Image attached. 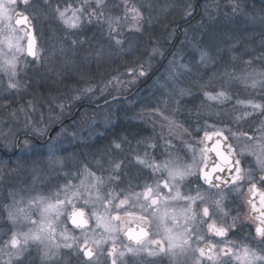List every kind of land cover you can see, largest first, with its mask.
<instances>
[{"label":"snow or ice","instance_id":"obj_1","mask_svg":"<svg viewBox=\"0 0 264 264\" xmlns=\"http://www.w3.org/2000/svg\"><path fill=\"white\" fill-rule=\"evenodd\" d=\"M22 3L25 10L29 11L28 15L17 11L18 0H0V22L7 21L5 27L0 28V73L8 77L3 88L4 93L14 94L17 100L24 94H29L31 98L17 103L15 107L13 101L4 99L0 103V112L4 113L0 121L10 119L19 122L22 116L24 129H31L35 135H44L48 131V123L55 122L51 116L53 109L50 104L59 97L51 93L45 96L35 90L28 93L30 85L20 78L19 73L26 71L31 64L37 81L46 79L44 73L52 72L50 59L58 54L64 56L67 46L64 37L50 38L53 41L51 50L47 56L43 55L45 49L40 43L41 36L37 34L32 22L41 17L47 19L48 14L39 6H34L32 0H22ZM90 3L91 0H82L80 7H73L69 3L63 8L59 4L51 8L49 0H43V4L55 13L56 18L69 32L81 29L85 20L91 24L95 19L107 25L110 46L118 50L115 54L121 57L125 71L115 70L116 75L101 81L103 86L99 90L101 95L109 87L114 88L117 93L126 91L128 86L136 84L139 78L146 76L147 68L151 67L150 60L136 62L141 59L137 55L138 41L128 42L127 47H124L126 41L122 38L125 27L131 33H144L145 16L141 10L142 6H137L131 0H122L123 17H112L105 16L103 11H97L104 7L105 0H95L96 9L87 11L86 6ZM238 8L239 4L233 0L232 12L236 13ZM194 10V4L188 0L181 11L184 16L191 17ZM13 20L19 28L13 26ZM147 23H152L151 17L147 18ZM5 30L7 35L3 34ZM65 36L70 39L73 49L86 43L84 37L74 39L68 37L67 32ZM5 47L7 52L4 51ZM193 47L197 45L194 44ZM145 51L150 58L165 55L158 38H154L150 49L146 47ZM216 51L222 49L218 48ZM198 52L199 60L195 65L172 60L169 65L175 64L184 72H192L196 65L207 66L215 62L207 47H199ZM86 55L95 56L99 66L105 57L104 46L101 45ZM111 55L109 52V62ZM124 55L132 59L123 60ZM29 57L32 58L31 61L28 60ZM233 59L237 57L234 56ZM255 59H264V53L244 63L251 66ZM69 64L71 61L65 58L64 67ZM77 74L81 79H91L85 72L78 71ZM55 75L56 80L60 81L62 72L58 69ZM178 75L179 73L169 72L173 90L168 95L175 104L170 114L165 115L159 104L155 108L142 110L148 117L154 118V122L155 118L163 121L162 127L167 128L169 137L165 139L163 134L160 136L165 142L164 159L157 160L147 150L143 155L137 153L134 156L138 165L151 171V180H145L139 191L133 189L130 181L127 190L115 192L108 186L120 181L119 173L123 161L110 158V172L107 177L97 175L87 164H83L75 173L79 179L78 184L68 181L48 196L37 195L29 198L23 207L21 205L24 204V196L10 188L7 194L8 202L0 204L5 222L9 225V230L5 233L7 239L0 242V264H22L30 255V245L37 247L41 264H51L61 247L75 249L83 258V264H99L101 255L106 256L110 264H125L126 256L136 261L141 254L146 258L166 257L168 264H264V97L261 101H257L254 96L246 100L237 98L230 109L222 107L233 99V94L228 90L233 81H240L246 87L250 81L251 88L259 87L264 90V70L253 69L241 74L225 71L220 74L223 83L219 90L213 87L211 77L203 83L193 82L198 85L202 96L196 111L198 117L202 115V110H207L210 115L230 117L227 122L212 124L205 120L197 129L202 135L196 139L195 145L184 140L186 135L193 138L192 134L182 122L175 119V114L181 110V99L193 95L191 86L185 87L176 83ZM125 76L128 78H121ZM2 84L3 81H0V85ZM80 91L90 93L93 86ZM79 98L78 95L72 97L73 100ZM112 99L115 101L116 96ZM161 103L166 110L169 100L163 99ZM46 104L49 105L48 123H45L42 111ZM213 104L217 106L216 109H213ZM57 107L63 109L64 105L59 104ZM37 114L39 118L34 119ZM139 118L145 117L140 115ZM107 120L106 117V122ZM248 120L257 121L256 127L250 126L249 131H233L232 124L239 125ZM19 131V128L13 130V126H5L0 130V148L12 150L30 147L31 142L28 139L22 142L18 140ZM153 139L154 137H145L138 140L137 144L144 143L146 149H155L157 145L151 143ZM173 139H179L192 153L190 159L185 161L178 153L172 151ZM122 142L130 144L127 136L121 134L117 139H113L110 150L123 151ZM100 163L97 160V165ZM49 164L61 168L66 166L62 158L50 159ZM22 167L23 164L19 161L16 168H9L7 165L0 167V179ZM100 171H104L103 167ZM193 177L198 181L197 186L183 192L182 187L190 183ZM236 201H239L237 211L232 215L233 210L227 205ZM181 202L183 207H174ZM33 207L40 209L39 219L30 215ZM25 224L33 227L21 231L20 228ZM61 225L63 227L57 232L58 226ZM69 225L73 232L79 231L81 235H70ZM245 225L249 228V233L245 234L244 240L230 238ZM57 236L63 241L62 244L56 243ZM121 236L129 242L123 250L117 247ZM109 243L111 247L106 253L103 252L102 246ZM253 243L255 247L252 246Z\"/></svg>","mask_w":264,"mask_h":264},{"label":"rangeland","instance_id":"obj_2","mask_svg":"<svg viewBox=\"0 0 264 264\" xmlns=\"http://www.w3.org/2000/svg\"><path fill=\"white\" fill-rule=\"evenodd\" d=\"M131 2L136 3L137 6H142L141 10L145 16V31L143 34L131 33L127 31L125 27L123 29L122 37L126 41L124 47H127L128 42L138 41L137 55L140 56L141 59L136 62L140 63L150 60L151 67L147 68V64H145V67L147 68V75L139 78L138 80L144 85H140L141 90L138 91L133 99L126 101L127 99H122L121 95L127 94L135 88L138 81L136 84L128 86L126 91L121 90L120 93H117L112 87H109L103 95H101L99 90L103 86L101 81H106L110 79L111 76L116 75L115 70L118 69L120 72L125 71V64L123 63L121 57L115 54L118 50L114 46H110V37L107 34V25L98 22L95 19H93L91 24L87 23L85 20L81 29L69 32L56 18L55 13L52 12L47 5L43 4V0H32V4L34 6H39L48 14L47 19L41 17L40 19L33 20L32 22L35 25L37 34L41 36L40 43L45 49L43 55L47 56L51 50V44L53 41L50 38L54 37L59 39L64 37L65 44L67 46L64 56L58 54L56 57L50 59L49 66L52 67V72L44 73L46 79L37 81L36 73L33 71L31 64H29L26 71L19 73L20 78L30 85L28 93L35 90L45 96L51 93L53 96L59 97L55 102H51L50 104L53 109L51 112L52 118L57 114L67 112L70 108H72L70 111L74 110L76 103L80 102L83 97H87L88 101H98L100 98L102 100L105 97L111 98L113 96H120L121 98L116 99L108 106L101 108L99 111L86 110L82 114L79 113L77 120L72 123V126H94L95 118L98 117L99 126H150L149 128L152 133L156 132L158 136L163 134L165 138H169L167 136V128L162 127L163 121H160L159 118H155L154 122V118L148 117L147 113L142 112V110L155 108L159 104L161 110L165 112V115L171 113V109L175 107V104L168 95L169 92L173 90V82L169 80L170 71L179 73L176 77L177 84L185 87L191 86L193 91V95L186 96L181 99V110L175 114V119L182 122L184 126H202L205 120H207L209 124L216 123L217 121L213 122V120L209 117L210 114L207 110H202V115L199 117L196 115L197 106L200 104L202 96L198 91V85L193 83L194 81L203 83L211 77L213 87L216 90H219L222 83L217 81L220 80V74L223 73L222 69L224 68L229 69L230 72L235 71L237 74H241L246 71L250 72L253 69L258 71L264 70V59L254 60L251 66L244 63L253 57H260L261 54L264 53V0H255V2L250 4L249 8L242 5V0H235V3L239 4V8L236 13L232 12L233 0L226 2V13L233 19L238 18L241 23L248 26L247 31L234 28L233 25L228 27V30L226 28L224 30V28H222L225 27V22L222 21L223 18L218 15L210 14V9H207V1L198 5L196 8V0H191L195 8L192 13V16L194 15L193 23L179 28L175 27L176 23L180 19L184 21L189 18L188 16H184L181 11L188 0H131ZM69 3L72 4L73 7H80L82 0H49L51 8H55L57 4L63 8ZM22 9L27 15L29 14V11H26L24 6ZM93 9H96L95 0H91V3L86 6L87 11H91ZM251 9L254 11H251ZM97 11H103L105 16L111 15L112 17H123L124 5L122 0H105L104 7L102 9H98ZM149 17L152 18L151 24L147 23V18ZM6 23L7 21L0 22V28H4ZM66 32L68 37L74 39L84 37L86 43L78 45L76 49H73L70 39L65 36ZM3 34L7 35V30H5ZM17 34L23 35V33ZM154 38L159 39L160 47L164 51L165 55H156L155 57L150 58L145 49L146 47L150 49ZM174 39L175 42L172 44ZM242 43L260 44L257 49V56H255L252 51H248L247 54L244 55V58H246L245 61L240 62L238 60H234L233 62V59L231 60L227 53L216 51L218 48L222 50L225 48L227 49V44ZM194 44L197 45V47L194 48ZM101 45L104 46L105 57L100 61L98 66L95 56L86 54L94 52L95 49ZM199 47H207L212 52L214 58L216 57V54L217 56L224 55V58H215V62L210 63L207 66L196 65L192 72H184L175 64L172 66L169 65L170 60L178 63L195 65V62L199 60ZM4 51H8L6 47L4 48ZM109 52L112 53L110 62L108 57ZM65 58L71 61V64L67 67H64ZM31 59L32 58L30 57L28 58L29 61H31ZM131 59L132 58L128 55L123 56V60ZM58 69L62 72L60 81L56 80L55 75ZM41 71L43 72V68H41ZM78 71H82L87 74L91 73L92 78L81 79L77 74ZM101 73H103V75H101ZM121 78L127 79L128 77L125 76ZM0 81H3V84L0 85V103H2L4 99H8L13 101V107H15L17 103H23L26 99L31 98L29 94H24L19 100H17L14 94L4 93L3 88L7 84L8 77L3 73H0ZM250 83L251 82L249 81V86L246 87L245 84L240 81H233L229 85L230 91L233 94V99L229 104L225 105L224 108L230 109L237 98L246 100L250 98V96H254L257 101H261L262 97H264V90H261L259 87L253 89L250 87ZM89 86H93L92 92L81 93L80 90ZM77 95L80 98L78 100H73L72 97ZM163 99L169 100V105L166 110L164 105L161 103ZM59 104H63L64 108L60 109L57 107ZM212 107L213 109L217 108L215 104H213ZM48 108V104L44 105L42 108L45 115V123H48ZM189 109H191V111H189ZM140 115H144L145 118L140 119ZM3 116L4 113L0 112V117ZM213 116L220 119L223 115L218 117L213 114ZM106 117L108 118L107 122ZM33 118L38 119V114L34 115ZM23 122L22 116L20 117L19 122L4 119L0 121V130H3L5 126H13L14 130L21 127ZM244 122L245 121H242L239 126H241ZM248 122L251 123V125L248 124L249 126H256L257 124V121L253 120H248ZM103 130L104 129L93 130L88 128L86 134L102 133ZM145 133V131L141 133L139 140L144 138ZM126 136L128 140L131 138L127 134ZM152 136L153 134H149V137ZM177 141L180 140L177 139ZM111 142L112 140L110 143ZM64 148L67 149V146ZM162 152L164 155L166 154L165 149H162ZM64 155L65 153L60 151V154H58V152H55L53 156H48L47 154V157L38 159L35 158V161L27 160L29 158L24 159L21 162L23 167L20 168L18 174H14L12 177L3 176V179H0V204L8 202L7 194L10 188L17 190L20 195L24 196V204L21 205V207H23L27 204L29 198L37 195L48 196L59 190L60 186L66 184L68 181H71L73 184H78L79 181L73 182V179L76 176L74 169H71L74 162H70L67 158V162H65L66 166L63 168L49 164L50 159H64ZM66 155H68V152ZM102 155L105 157L100 160V165H97V162L93 163V165L99 166V168L103 167L104 171H100V173L105 174L108 173L107 168L109 167V158L106 157L108 153H103ZM65 173H69V175L66 176ZM30 215L35 219H39L40 209L36 207L31 208ZM30 227L33 226L25 224L22 228H20V230L27 231ZM62 227L63 225L58 226L57 232H59ZM8 230L9 225L5 222L4 213L0 210V242L7 239L5 233H7ZM56 243H63L59 236L56 238ZM62 248L63 247H61L59 254L54 261L61 257ZM22 264H41L40 253L35 245H30V255L22 261Z\"/></svg>","mask_w":264,"mask_h":264},{"label":"flooded vegetation","instance_id":"obj_3","mask_svg":"<svg viewBox=\"0 0 264 264\" xmlns=\"http://www.w3.org/2000/svg\"><path fill=\"white\" fill-rule=\"evenodd\" d=\"M205 1H207V4H208L207 9H210V11H211L210 14L218 15L219 17L223 18L222 21L225 22V25H224L225 27H222V28H224V30H225V28L228 30L229 29L228 27H231V25H233V27L236 28L234 24H241L240 20L233 19L225 11L226 2H229L231 0H213V1L212 0H196V2H197L196 8L198 5H201ZM242 1H245V0H242ZM247 1H252V0H247ZM250 4H251V2H250ZM242 5L244 6L245 4L242 2ZM23 6L24 5L22 3V0H18L17 11H23V9H22ZM252 11H254V10H252ZM193 17H194V15H193ZM12 23L14 24L15 27H17V28L20 27L19 25L15 24L14 20L12 21ZM222 28H220V29H222ZM238 28L245 30V31L248 30V26H246V27L238 26ZM227 45H228V48L223 49L222 52L227 53V55H229L231 60L233 59L234 56L237 57V59L232 60L233 62H234V60H238L241 62V61L246 60V58H244V55L247 54L248 51H252L253 54H255V56H257V49H258V46L260 44L242 43V44H227ZM255 60H257V59H255ZM222 71L223 72L229 71V69L224 68V69H222ZM217 82L223 83V79L220 77V80ZM142 84L143 83L141 81H139L138 87L140 85L142 86ZM228 90H229L230 94H232L229 87H228ZM121 97H123V96H121ZM224 106H222V107L224 108ZM77 108H75V110ZM75 110H73L72 115L75 112ZM223 116H221V118L218 119L217 117L213 116V114L209 115V117L213 120V122L217 121L216 123H219L221 121H225V122L229 121V119H230L229 116H226V115H223ZM76 117H77V113L72 119H74ZM68 118L69 117L65 118L64 120H66ZM72 119H70V120H72ZM64 120L62 122L56 124L58 126H55V125L48 126V131L46 132L45 137H41L40 135H35L33 133H23L20 136H18L17 138L21 142L24 139H28L31 142L30 147H28V148L20 147V148H15L12 150H6V149L0 148V167L7 165V167H9V168H16L18 161L21 163L24 159H27V158H29L27 160L35 161V158L36 159L44 158V157H47V154H48V156H53V154L55 152H58V154H60V151H61V152L65 153V155H64L65 156L64 157L65 162H67V158L70 162H74V165L71 169H74L75 172L77 171L78 167H82L83 164H87L88 167L92 171L97 173V175H103L104 177H107L109 175V172H110L109 167L107 168L108 173H105V174L102 173L101 174L99 166H95V165H93V163H96L97 160H99V161L102 160V158L105 157L102 155L103 153L104 154L109 153L106 156L107 158H109V159L112 158L115 160H122L123 161L122 169L119 173V175L121 177L120 181L113 183V184L108 186V188H111L115 192L120 193L121 189L127 190L130 181L133 185V189L135 191H139L140 186L144 183V181L145 180L150 181L152 178L151 177V171L149 169L143 168L142 166L138 165L135 162V160H134L135 154L139 153L140 155H143L145 150H147L149 152V154L151 156L155 157L157 160H162L165 158L166 154L164 155L162 152V149H165V142H164V140L159 138L160 135L158 136L156 132L152 133L151 129L149 128L150 126H146V127H144V126H110V127L109 126H107V127L100 126V127H103V129L105 128L102 131V133H96V134L95 133L94 134H88L87 133L86 134V132L88 130V128H86V126H63L64 122H67ZM70 120H68V121H70ZM61 123H62V125H61ZM248 124L251 125L250 122L245 121L244 123L241 124V126L236 125V124H232L231 127H232L233 131H237V132L249 131L250 126ZM185 127H187L189 129V131L192 134V137L195 139L189 138L186 135L184 137V140H186L190 144L195 145L196 139H198L199 136L202 135V132H200V133L197 132V129L201 126H185ZM251 127L255 128L256 126H251ZM143 131L146 132L144 134V138L149 137V134H153L152 137H154V139L151 141V143H155L157 145V147L155 149H152V148L146 149V146L144 143L137 144V141L139 140V137L141 136V133ZM120 133L127 134L129 137H131L128 140V141H130V144L122 142L123 151L115 150V149L110 150V146L112 143L111 142L110 144H106V146L103 150V148L101 147L103 139L106 136H109V140L112 136L114 137L113 139H117L118 136L120 137ZM250 134H251V132H250ZM124 136H126V135H124ZM113 139H112V141H113ZM165 139H169V138H165ZM172 144L174 145V147L172 149V151L174 153H178L180 155V157H182L185 161L190 159L192 153L184 147V144L181 143V141H177V139H173ZM63 146H67V149H65ZM59 147H61V148L56 149ZM108 150H109V152H108ZM105 151H107V152H105ZM67 152H68V155H66ZM19 171H20V168L16 172H14L10 175H7V176L12 177V175L18 174ZM74 181H79L77 176H75V178L73 179V182ZM197 184H198V181L196 180L195 177H193V178H191L190 183H186L182 187V191L187 192L188 189H194L197 186ZM108 188H106L105 190L107 191ZM230 199H231V197H230ZM238 203H239V201H236L235 203H228L227 207L233 210L232 215L236 214ZM174 207L180 208V207H183V204L181 202L179 204H176ZM241 211H245V210H241ZM246 233H249V228L245 225L241 229L234 232L230 238L237 240V241H241V240H244ZM69 234L77 236V237H79L81 235L79 231L73 232L71 230L70 225H69ZM97 238H99V234H98ZM153 238H158V237H153ZM128 244H129V242L123 236H121L120 239L117 241V247L120 248L121 250H123L125 245H128ZM252 246L255 247L256 246L255 243H253ZM109 247H111L110 243L104 244L102 246L101 250L106 253ZM124 260H125V264H137V262H138V264H168V260L166 257L146 258V257H144L143 254H141V256L138 257L136 261H133L128 256H126L124 258ZM52 264H83V258L77 254L75 249H64V248H62L61 257L58 260L53 261ZM99 264H110V261L107 259L106 256L101 255V256H99Z\"/></svg>","mask_w":264,"mask_h":264},{"label":"trees","instance_id":"obj_4","mask_svg":"<svg viewBox=\"0 0 264 264\" xmlns=\"http://www.w3.org/2000/svg\"><path fill=\"white\" fill-rule=\"evenodd\" d=\"M245 5V7L246 8H249L250 7V2H251V4L253 3V2H255V0H252V1H247V0H245V1H242ZM197 3V2H196ZM199 4V3H198ZM251 11H252V9H251ZM235 20H239L238 18H236ZM193 23V16L192 17H189L187 20H182V19H180L177 23H176V26L175 27H184V26H186V25H191ZM235 25V27L236 28H238V26H240V27H246V25H244V23H241V24H234ZM176 39V38H175ZM175 39H174V41L172 42V44L175 42ZM171 44V45H172ZM88 75H90L91 76V73H89ZM91 78H92V76H91ZM138 83H139V81H138ZM138 83H137V85H136V87L135 88H133L130 92H128L127 94H123V95H121V96H123L122 97V99H127L126 101H129L130 99H133L134 97H135V95L138 93V91L139 90H141V86L140 87H138ZM52 92V91H51ZM128 97V98H127ZM110 97H105L104 99H102L101 100V98L98 100V101H88V99H87V97H83V99L82 100H80V102H77L76 103V105L74 106L75 108H80L79 110H78V112H77V117L79 116V113L80 114H82L83 112H85L86 110H93V111H96V110H100L101 108H104V107H106V106H108L109 104H111L113 101H110V102H105V101H107L108 99H109ZM121 98V97H120ZM91 102V103H90ZM102 102H104V104H102L101 106H96V105H98V104H100V103H102ZM72 108H70L67 112H65V113H62V114H57L56 116H54L53 117V120L55 121V122H52V123H48V126H53V125H56V124H58V123H60V122H62L65 118H67V117H71L72 116V111H70ZM75 110V109H74ZM60 115V116H59ZM95 115V114H94ZM56 117H59L58 119H56ZM77 117L76 118H74V119H72V120H70V121H67V122H64V124H63V126H72V123L74 122V121H76L77 120ZM92 119V118H91ZM65 121V120H64ZM98 121H99V118L98 117H96L95 118V124H94V126H86V128H91V129H93V130H96V129H99V130H102L103 129V127H100L99 125H98ZM61 125H62V123H61ZM40 126H43V125H40ZM19 129H20V131L17 133V137L18 136H20L21 134H23V133H32L31 132V129H24L22 126L21 127H19ZM105 129V128H104ZM15 130V129H14ZM108 130V129H107ZM89 134V133H88ZM91 134H94V133H91ZM121 134H123V135H126V134H124V133H120V135ZM41 137H45L46 136V133L44 134V135H40ZM119 137V136H118ZM24 138V137H23ZM114 137L112 136L111 138H110V140H109V136H106L104 139H103V142H102V144H101V147L104 149L105 148V146H106V144H110V141L113 139ZM1 139V138H0ZM7 176V175H6Z\"/></svg>","mask_w":264,"mask_h":264},{"label":"water","instance_id":"obj_5","mask_svg":"<svg viewBox=\"0 0 264 264\" xmlns=\"http://www.w3.org/2000/svg\"><path fill=\"white\" fill-rule=\"evenodd\" d=\"M14 22H15V20H14ZM30 58H31V57H30ZM119 98H120V96H116V99H119ZM110 101H113L112 97H111L110 99L107 100V102H110ZM102 104H104V102H102V103H100V104H98V105H96V106H101ZM79 109H80V108H78L77 110H79ZM77 110L73 113V115L71 116V118H68V119H66L65 121H68V120L72 119V118L76 115ZM55 126H58V125H55Z\"/></svg>","mask_w":264,"mask_h":264},{"label":"bare ground","instance_id":"obj_6","mask_svg":"<svg viewBox=\"0 0 264 264\" xmlns=\"http://www.w3.org/2000/svg\"><path fill=\"white\" fill-rule=\"evenodd\" d=\"M215 58H224V55H221V56H217V54H216V57ZM110 99V98H109ZM105 102H107V101H105ZM63 147H66V146H63ZM59 148H61V147H59ZM109 154V153H108Z\"/></svg>","mask_w":264,"mask_h":264}]
</instances>
